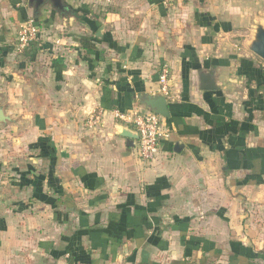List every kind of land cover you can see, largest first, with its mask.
<instances>
[{"label":"crops","instance_id":"obj_1","mask_svg":"<svg viewBox=\"0 0 264 264\" xmlns=\"http://www.w3.org/2000/svg\"><path fill=\"white\" fill-rule=\"evenodd\" d=\"M216 3L0 0V264H264V60ZM162 65L144 162L112 112L147 110Z\"/></svg>","mask_w":264,"mask_h":264},{"label":"built area","instance_id":"obj_2","mask_svg":"<svg viewBox=\"0 0 264 264\" xmlns=\"http://www.w3.org/2000/svg\"><path fill=\"white\" fill-rule=\"evenodd\" d=\"M39 32L37 27L28 20L19 25L15 36V47L18 53L24 51L30 43L37 41ZM157 81L159 84V92L168 96L169 91V69L166 65H162L158 72ZM113 117L117 121H121L132 125L138 134L137 152L138 156L144 162L153 161L159 152V141L164 135L163 117L149 110L145 111H121L113 110ZM101 121V114H93L86 120L87 127H94Z\"/></svg>","mask_w":264,"mask_h":264},{"label":"water","instance_id":"obj_3","mask_svg":"<svg viewBox=\"0 0 264 264\" xmlns=\"http://www.w3.org/2000/svg\"><path fill=\"white\" fill-rule=\"evenodd\" d=\"M56 4L57 0H53ZM101 29L97 31L99 36ZM249 50L252 51L256 56L264 60V26L261 24L256 25L254 30V36L249 44ZM202 89H216L214 79L211 78L209 74L202 73L199 77ZM140 104L143 105L147 110L156 113L163 118H168L170 116L168 100L167 97L162 94H142L140 97ZM5 120L4 112L0 110V121ZM120 135L127 138V144L129 146L133 145V140L138 138L137 132L130 130L125 126L120 127Z\"/></svg>","mask_w":264,"mask_h":264},{"label":"rangeland","instance_id":"obj_4","mask_svg":"<svg viewBox=\"0 0 264 264\" xmlns=\"http://www.w3.org/2000/svg\"><path fill=\"white\" fill-rule=\"evenodd\" d=\"M218 6H222L227 13L229 10H236L234 20V34L237 36L238 43L250 38L256 25L264 26V0H215ZM51 8L50 4H46ZM57 15H61L55 10ZM67 14V13H66ZM59 21L67 22L62 17H58ZM74 23V21H72ZM41 36V35H40Z\"/></svg>","mask_w":264,"mask_h":264}]
</instances>
